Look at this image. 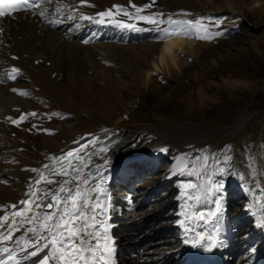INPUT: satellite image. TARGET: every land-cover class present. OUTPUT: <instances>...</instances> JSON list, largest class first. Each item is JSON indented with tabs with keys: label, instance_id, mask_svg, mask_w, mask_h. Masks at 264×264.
<instances>
[{
	"label": "bare ground",
	"instance_id": "obj_1",
	"mask_svg": "<svg viewBox=\"0 0 264 264\" xmlns=\"http://www.w3.org/2000/svg\"><path fill=\"white\" fill-rule=\"evenodd\" d=\"M141 1L134 0V2L139 3ZM205 1L209 3L213 2L215 5L225 1L228 4V8L240 9L244 16H250L253 10H256L255 12L259 14V17H264V0ZM88 2L95 5V7L85 6L75 11L80 4V0H53L52 4L48 6L49 13H53L57 6L67 5L68 7L64 10L65 15L71 9L75 11L77 18L83 13L99 19L97 13L106 11L108 6L105 4V0H88ZM111 2L113 3V1ZM70 4L73 5L70 6ZM115 17H106L103 24L90 20L62 19L61 23L50 25L47 22V18L41 19L39 16L32 15L31 11H29L16 13L15 18L0 19V28L3 29V32L0 33V67H4L6 72L13 67L18 68L20 73L17 75L21 77L20 74H22V77L26 80L24 82L25 86H12V84H5L8 82H0V137L13 141L14 144L10 152L17 156L23 165V169H14L15 167H13V170H9V172L14 171V173H17L19 178H23V190L22 192H18L17 190H13L22 186L19 184L18 177L11 178L10 175H7L4 169L6 166L0 162V181H6L0 182V198L6 200V203L8 202L6 206L0 205V209L6 208L7 212L10 213L12 209L8 207L9 204L17 205V208L20 210L25 207L20 202L29 199L27 195L29 182L37 178L36 173L26 169H41L44 164L52 163L48 157L63 156L69 151L80 148L91 139L99 137L97 145L108 147V152L105 155H108L109 159L114 160L117 157H122L120 160L121 165L118 164V167L107 176L106 185L111 197L110 203L112 207L108 222L112 226L110 235L115 241V264H264V229L256 227V217L252 214L253 211L257 212V214L260 213V205L264 204V200L256 203L250 210L248 207L251 204L250 199H245L242 193L235 190V192L232 191V196L228 197L226 194L227 187L224 186V182L218 181L217 183L223 185L222 215L219 222V238L223 241V245L214 248L211 252L205 251L201 247L192 246L191 243L186 244L184 242L186 238L185 233H174L173 228L176 226L174 222H171L172 214L168 211L172 206L176 205L177 201L172 199L168 206L158 211H150L151 209L147 208L148 198L161 196V190L165 184V180L154 176L158 174L157 167L155 168L154 164L150 163L151 165H149V163H146L153 160L159 163L160 159L157 156L159 153H152L151 157L146 158L145 156H140V153L136 156H125L126 152L120 151L127 145V141L129 142L133 137L140 136V133L144 131H154L158 135V131H167V135L159 136L162 139L168 136L167 139L170 140L173 135H178L180 131L187 130L194 131L195 133L192 135L197 138L208 128L207 132L214 131L215 133H219V135L221 132H237L236 134L240 132L241 135H237V141L242 145L246 143L249 146L250 142H252L249 140L250 138L261 137L262 140L264 138V117H260L258 113L240 112L238 109H229L223 114H216L215 117L219 123L217 125L212 124L213 126L211 127L206 126L205 128L193 120L188 121V126L187 122L171 123L169 119L171 113L169 115L168 112V114L165 113L162 117L160 125L150 123L151 120L150 122L147 121V110L154 112L159 107L164 106L163 108L171 109L174 112H179L183 109L192 116L195 114V110L210 103L221 90L229 92L241 87L252 88L255 84L256 72L264 65V45L262 50L260 45L252 41L253 34L259 26L254 21L247 20V30L242 37L234 39V73L226 75L230 79H226L221 75L223 78L219 81L224 82V87L212 88L208 81L205 82V77L207 74H210L211 69L219 68L220 64L218 60H222L230 55V47H215L207 53L202 54L203 45H201L200 39L175 37L163 40V33L160 32L156 33L152 38L151 35H141V33L137 35L136 33L134 34L135 39H139L141 45L132 46L130 52L125 53L124 57L120 53V50L122 51L123 49L124 51L125 46L117 47L114 44L109 45L106 41L113 34L117 33L118 29L119 32L123 31L125 33L124 28L117 27V23L110 22ZM97 35H99V38H96ZM120 36L122 37L123 35L120 34ZM144 37L150 40L144 41ZM94 41L100 43L89 44ZM255 49L259 52L258 55ZM93 50L99 52L103 50L104 55L106 54L107 58L115 62L114 67H117V73L120 72L119 68L125 64L129 72L127 74L128 79H114L106 73V70H102L98 62L94 60ZM221 52H224V54H221ZM13 57L17 59H13ZM215 57H218V60ZM243 59L247 60L245 64H241L240 60ZM190 60H194L192 65ZM90 70L92 71L91 75L88 74ZM162 74L173 77L178 82L182 81L180 79L182 76L185 79L192 78L193 83L188 82L185 87L181 88H172V86L164 85L155 86V93L162 94L168 98L166 104L162 101L150 104V102L144 100L147 94L145 92L141 93V104L145 110L143 108L134 110L130 114V121L123 120L121 114L114 117L113 113L117 107L111 108L104 100V97H96L98 93L92 94L93 97L90 101L85 99L84 92L90 91V83L89 86L87 83L93 75H99L108 79V82H111V85L109 84V92L106 94L108 97L109 95H116L119 104L122 100L119 94H129V100L131 101L128 102V105H132L133 99L137 97V91L141 92L142 88H151L157 79L156 77ZM23 78L21 79L22 81ZM61 78L64 81H69L77 88L78 93L76 95L80 97L81 102L75 97L74 90H70L68 86H64V83H61ZM0 81H2L1 74ZM131 83L136 87H131L133 85ZM30 87H37L45 92L55 102V106L61 111V114L51 115L46 111V106H39L40 103L28 94ZM14 88L27 93V95L13 92L12 89ZM96 99L98 103L93 105ZM88 106L93 107V110L89 113L86 112ZM32 112L37 113V116H27L19 126L14 125L8 119V117L18 119L21 115ZM41 121L54 123L66 132H70V129L76 123H79L85 128L87 137L85 139L77 136L74 137L75 143L69 151L62 150L59 147L60 145H53V150H50L47 147L48 139L41 135L32 125V122L38 123ZM108 121L113 122L115 127L108 128L106 126V122ZM250 121H252L250 123V132L252 133L249 134L250 132H248L246 134L243 129ZM105 129L108 131L105 132ZM249 135L251 137H248ZM252 135L255 137H252ZM123 136L124 138H122ZM184 142L185 140L179 142L177 145H182ZM162 143L161 141L157 146H161ZM150 146L149 143L146 144L143 150L147 152ZM89 148H92V146L89 145ZM180 148H174L172 152L173 157L179 160L184 157L180 152ZM247 154L248 156L246 157L252 160V162L249 161L250 166L248 165L250 171L254 175L264 178V165L260 162V151L258 148L253 149ZM5 157L3 149L0 148V161H3ZM241 160L240 158L236 161L239 162ZM132 164H138L140 167L139 173L130 169L135 166ZM239 164H241V167L242 165L243 167L245 166L244 162ZM92 171H94L93 168ZM159 173L161 174V172ZM235 175L238 174L235 173ZM8 176L11 179L9 181H7L9 179ZM132 179L135 180V183L139 182V184L133 183ZM136 179L139 180L136 181ZM194 183L200 186L199 182ZM40 187L54 189L55 185L47 186L41 184ZM119 192L122 193L121 197L117 195ZM18 196L21 198H18ZM132 198H135V200H132ZM211 206L212 204L209 207ZM213 206L215 207L214 203ZM4 214V211H0V215ZM129 216L131 218H128ZM157 221L164 223L162 226H159L156 224ZM212 228V224H201L195 230L206 232ZM22 233L23 229L21 232L15 234L14 239L18 238ZM189 235L194 236L195 232ZM0 246L12 247L13 244L9 243ZM43 255L44 253H41L40 257ZM38 258L25 261L24 264H36Z\"/></svg>",
	"mask_w": 264,
	"mask_h": 264
},
{
	"label": "rangeland",
	"instance_id": "obj_2",
	"mask_svg": "<svg viewBox=\"0 0 264 264\" xmlns=\"http://www.w3.org/2000/svg\"><path fill=\"white\" fill-rule=\"evenodd\" d=\"M111 1H113V3ZM130 3L135 4L138 7L145 8V10L142 13H140V15L155 16L157 14H162V16H159L158 18L162 19L164 21V23L159 24V25L149 24V23H146L144 21H138V20H134V19L130 20L128 17H126L122 14L118 15V18H119L121 23L135 24L134 30L135 31L137 30L135 32L133 29H127L126 30V28H124L125 33H123V31L119 32L118 31L119 29H118L117 33L113 34L112 37H110L109 39L106 40L107 44H109V45L114 44V46H117V47H121V46L124 47L125 46L124 51H123V49H122V51L120 50V53H122L123 56L125 55V53L130 52L132 46L135 47L136 45L137 46L141 45L139 39H135L136 37L134 36V34H136V33H137V35H140V33H141V35H144V34L151 35V38H152V37H154V35L156 33H159V32L163 33L162 32L163 29H169L170 30V29H174L177 27H184L182 25H169L167 22L169 17H171L172 20H178V21H195L196 19H200L205 23V25H208L209 18H211L212 20L222 21L219 28L213 27L211 25H208V28H209V31H211V32L219 31V32H222L223 35L216 37L214 39H211V40H201L200 39L201 45H203V48L201 50L202 54L207 53L208 51H210L211 49H213L215 47H220V48L230 47V50H231L230 55L226 56L222 60H218V57L217 58L215 57V59L218 60V62L220 64L219 68L211 69L212 70V71H210L211 75L207 74V76L205 77V82L208 81L209 85L212 88L213 87H219V86L224 87V82L219 81V80L223 77L226 79H230V78H227L226 75L228 73H234V59H235L234 58V39H238V38L242 37L244 32L247 30L248 26L246 25V23H247L248 19L254 21L256 23V25L259 26V28L256 30V32L253 34L252 41H255L258 45H260V48L263 50V45H264V17H259V14L257 12H255L256 10H253V12H252L253 16H252V14H250V16H246V15L244 16L243 12L240 11V9L228 8V4L225 1L219 2L217 5H215L213 2L209 3L205 0H170V1L155 0L154 4H153V0H142L140 3L134 2V0H105V4L108 5L107 7H111L114 11H115V9L113 8V5H120L124 8H126L129 12H132L133 14H135V9L130 7ZM149 4H151L152 6L151 7H145L146 5H149ZM72 5L73 4H70V6H72ZM78 19L79 18H76L75 20H78ZM117 27H119V26H117ZM129 33L131 34V36ZM120 34L123 36L121 37ZM125 34H126V36H125ZM116 35H117V37H116ZM96 38H99V35H97ZM122 38H123V40H122ZM143 40L148 41L150 39H147V37H144ZM106 41L104 40L105 43H106ZM121 41H122V43H121ZM96 43H100V42L94 41V42H91L89 44H96ZM255 51H256V54L258 55L259 52L256 49H255ZM92 52L94 54V60H96L98 62V65L100 66V68L102 70H106L107 74L112 76L114 79H116V78L128 79L127 74L129 72H128V69L126 68L125 64H123L119 68L120 69V72H119L120 74H119L116 72L117 67H114L115 62L110 60L109 58H107L106 57L107 55L106 54L104 55L103 50H102V52H99L96 50H93ZM101 53H102V55H101ZM122 54H121V56H122ZM221 54H224V52H221ZM193 61L194 60H190L191 65H192ZM240 61H241V64H245L247 60L243 59ZM9 70H11V69H9ZM9 70H8V72H10ZM8 72H6L4 67H0V74L2 75V81H3L2 83L8 82L5 84H12V86L13 85L14 86H20V85L25 86L24 82H26V80H24V78L22 77V74H20V76L23 78V81L21 80L22 78L19 77V75H17V77L15 76L14 80H11V79L7 78ZM88 74L91 75L92 71L91 70L88 71ZM107 74H106V76H108ZM256 74L257 75L255 76L256 77L255 84L252 88L241 87L235 91L234 90L229 91L230 93L225 91V90H221L220 92H218V95L210 103H208L204 107H201V108L195 110V114L192 116H190L183 109L180 110L179 112L178 111L174 112L173 110L168 109V108L165 109V108H163L164 106H162V107H159L158 110L154 111V112L147 110V113H148L147 114L148 115L147 121L150 122V120H151L150 123H153L154 125H160V123L162 121V117L164 116L165 113L168 112L169 115L171 113V115L169 116L171 123H185V122H187V126H188V124H189L188 121L193 120L205 128L206 126L211 127L213 125H217V123H219V121L215 117L216 114H223L224 112L228 111L229 109H238L240 112L258 113L259 116L263 118L264 117V65H262L261 69L259 71H257ZM156 78L157 79L152 84L151 88H149V89L142 88L141 92L137 91V93H136L137 97H135L133 99V104L128 105V102L131 101V100H129L130 99L129 94H121L120 93L119 95L121 96L122 100H121V103L119 102V104H118L116 95L115 96L109 95V97L106 95L109 92L108 91L109 90V84L111 85V82H108V79H105L99 75H93L92 78L90 79V81L87 83L88 86L90 83V91L87 92L85 90L86 91V92H84L85 99L90 101L91 98L93 97L92 94L98 93V95L96 97H100V98L104 97L105 98L104 100L107 102V104L111 108L117 107V109L113 113L114 117L121 114L123 117V120L130 121V114L134 110H140L143 108L142 104H141V102H142L141 93L145 92L147 94V97L144 98V100H147L148 102H150V104L158 103L159 101H162L163 103L166 104V102H168V98L163 96L162 94L155 93L154 92L156 90L155 86L164 85V86H172V88L173 87L181 88V87H185V85L188 82L193 83L192 78L185 79L183 76L180 78L182 81H179V82L177 80H175V78L168 77V76L163 75V74L156 77ZM61 80H62L61 83H64V86H68L70 88V90L71 89L74 90L73 93L75 94V97L77 98L78 101L81 102L80 97L78 95H76L78 93V91L76 90L77 88L74 85H72L69 81H67V80L64 81L62 78H61ZM131 84H133V83H131ZM131 87H136V86L133 84V85H131ZM28 90H29L28 94L31 95L34 99H36V101H38L40 103L39 106H41V107H42V105L46 106V111H48L49 114H51V115L53 113H56V114L60 113L61 114V111H59V109H57V107L55 106V102L52 99H50V97L48 95H46L45 92H43L42 90H40L37 87H30V89H28ZM92 91H93V93H92ZM94 102H93V105L97 104L98 103L97 99L94 100ZM88 107H87L88 109L86 108V112L89 113L93 110L92 109L93 107H91V106H88ZM143 109L145 110V108H143ZM255 121H254V123H255ZM250 123H252V121L248 122L247 123L248 125L243 129V130H245L244 133L246 132V134L251 131V129H250L251 124ZM32 125L33 126L35 125V128L37 129V131H39V133L41 135H43L45 138L48 139L49 142L47 143V147L50 150H53L52 149L53 145H55V146L60 145L59 147H61L62 150L69 151L71 146H73L75 143V141L73 139L74 137L77 136V137H80L81 139H85L87 137L85 128H83V126L79 123H76L74 125V127L70 129V132L63 131L56 124L50 123V122H44V121H41L38 123L32 122ZM106 126L108 128H114L115 127L113 122H110V121L106 122ZM44 130H48V132H45ZM208 130L209 129L206 128V130L203 131L204 133H202V135L200 137L197 136V138H195V136L192 135L195 133L194 131H191V130H187V131H183V132L180 131V133L178 135H173L172 139H170V140L167 139L168 136L164 137L163 139L161 138V136H159V135H167V131H158L159 135L154 131H144V132L140 133L141 137L140 136H136V138L133 137V139H131V141L130 140H129V142L127 141L128 146L126 145L120 150L121 152H124V151L126 152L125 156H127V155L136 156L137 154L140 153V156H145L146 158L151 157L152 153H156V154H157V152L159 153V154H157L158 158L160 159L159 163H157L154 160L150 161V162H146V163H149V165L154 164V167L155 168L157 167V173L158 174H155L154 176L156 178L158 177V178H162L163 180H165V184H164L163 189L161 190V196L154 197V198H148L147 208L151 209L150 211H154V210L158 211V210L168 206L172 199L174 201H177L178 204L175 203L176 205L172 206L170 208V210L168 211L170 214H172L171 222H174V224L176 226V227L174 226L175 228H173L174 233L184 234L183 228H181L179 225V221L181 219H183V217L179 215V213L182 211L181 206L186 205L188 203V202H186L185 199L180 198L181 186L184 184H188V183L195 184L194 182H197V183L199 182L200 186H212V187H214L218 181L219 182L221 181V182H224V184H225L224 186L227 187L226 194L228 195V197L232 196L231 195V194H233L232 191L235 190L236 192L242 193V196L245 199H247V200L250 199L249 201L254 206L256 205V203H258L257 202L258 200L260 202H261V200L262 201L264 200V184H263L264 178L258 177L257 175H254L250 171V169H249L250 164L249 163L252 162V160H249L248 159L249 157L248 158L246 157V156H248L247 153H249L253 149L258 148V150L260 151V162L263 163V165H264V158H263L264 155H262V154H264V138L262 140H261V137H256L257 139L256 138H252V139L250 138L249 140H251L252 142H250V144H249L250 147H249L246 143L244 145H242L237 141V135H239V134L241 135L240 132H239V134H236L237 132L236 133L235 132L234 133L233 132H231V133L221 132V134H220L221 136H220L219 133H215L214 131L213 132H207ZM49 132L51 134H48ZM251 133L252 132H250L249 134H251ZM246 134H244V135H246ZM120 137H119V140H120ZM248 137H251V135H249ZM252 137H255V136L252 135ZM0 138H1L0 139V148L3 149L4 155L6 156L4 158V160L3 161L1 160L0 162L2 163V165L6 166L4 168L5 173L7 175H10L11 178L12 177H18L19 184L22 185V186L18 187L17 189L14 188L13 190L14 191L17 190L18 192L19 191L22 192V190H23V178H19V176H17V173H14V171L9 172V170H13V167H15L14 169H16V168L17 169H23L22 161L17 156H15L13 153L10 152L11 151L10 149H12V146L14 144L13 141H11V139H8V138H3V137H0ZM122 138H124V136ZM183 140H185V142L182 145H177L179 142H181ZM161 141L163 142L162 145L157 146ZM113 143H114V141H113ZM148 143L151 146L149 149H147V152H146L145 150H143V148ZM100 147H101V145L100 146L96 145L95 149L94 148H88V150H89V152H96V151H98V149ZM174 148H180V152L184 156L183 162L187 163L189 165V169H195V172L197 174H195L193 176H188L187 174H185V175L177 174L175 176L172 175L173 171H176L178 165L181 163V160L173 157L172 152H173ZM162 149H167V151L166 152L162 151ZM102 156H105L108 160V164H107L106 168L104 169V175L107 177L110 172H112L113 170H115L118 167L117 165L120 164V160L122 157H117L114 160H111L108 158V155H105V153H101L99 156H95V155L93 156V160H94L93 165H95L96 163L102 164L104 162L101 159ZM240 158L242 159L241 161L245 163L244 167H243V165H242V167L240 166L241 164H239V163H242L241 161H239V162L236 161ZM205 159H207V167L206 168L203 166ZM132 165H135V166H133L130 169H132L134 172L139 173L140 167L138 166V164H132ZM93 169H94L93 172H95L96 169L94 166H93ZM247 171H249V172H247ZM159 172H161V174ZM235 173L238 175H235ZM242 173H243V175H242ZM10 176H8L9 179L6 178L7 181L11 180ZM119 176H120V173H119ZM245 176H247V177H245ZM192 179H194V181H192ZM138 180L139 179H136V181H138ZM132 181H133V183H135V180L132 179ZM238 182H239V184H238ZM243 183H245L246 185L245 184L243 185ZM135 184H139V182H136ZM249 184H250V186H249ZM248 186H249V188H248ZM247 193H249V194H247ZM121 194H122L121 192L117 193V195H120V197H121ZM193 194H195V193L193 192ZM18 195H20V194H18ZM18 198H21V197L18 196ZM18 198H16V199H18ZM216 198H217L216 196L209 195L205 199H203L199 203L198 206L193 201L191 203L194 206L192 208L188 209V211L189 212H191V211H203V212L204 211H207V212L214 211L215 207L213 206V201ZM137 199H139V198H137ZM132 200H135V198H132ZM9 201H11V200H9ZM7 203H6V200H4V199L2 200L0 198V205L6 206ZM210 204H212L211 207H209ZM128 218H131V216H129ZM163 223L164 222L157 221L156 224L159 226L160 225L162 226ZM193 223H195V221H193Z\"/></svg>",
	"mask_w": 264,
	"mask_h": 264
},
{
	"label": "snow or ice",
	"instance_id": "obj_3",
	"mask_svg": "<svg viewBox=\"0 0 264 264\" xmlns=\"http://www.w3.org/2000/svg\"><path fill=\"white\" fill-rule=\"evenodd\" d=\"M52 2L53 0H0V19L15 18L16 13L31 11L34 16H39L41 19L47 18L50 25H57L61 23L62 19H76L75 11L81 7H95L88 0H80L75 11L69 9L67 15L64 11L68 7L67 5L55 7L54 12L50 14L48 6ZM154 3L155 0H153ZM151 6L149 4L145 7ZM130 7L135 9V14L120 5H113L115 13L112 9L101 11L97 13L99 19L81 13L79 19L103 24L106 17L112 18L122 14L130 20L156 25L164 23L162 19L158 18L162 14L140 15L145 8L131 3ZM110 22L117 23L122 28L135 29V24L120 23L114 19ZM167 22L169 25L184 27L171 30L163 29V40L175 37L211 40L223 35L219 31L211 32L208 28V25L219 28L222 23L220 20L209 18L208 25H205L200 19L178 21L169 17ZM2 32L3 29L0 28V33ZM13 59L17 58L13 57ZM19 73L20 70L13 67L8 72L7 78L14 80ZM12 91L20 95H27L15 88ZM52 115L58 114L53 113ZM27 116L36 117L37 113L23 114L18 119L12 117H8V119L14 125L19 126ZM44 131L48 132V130ZM98 141L99 137H95L80 148L69 151L63 156L48 157L52 163L44 164L41 169H26L36 173L37 178L29 182L27 193L29 199L20 202L25 207L20 210L15 204L9 205L8 207L12 209L10 213L6 208L0 209L5 212L4 215H0V245L13 244L12 247L0 246V257H3L0 258V264H24L25 261L38 257L36 264H115V241L110 235L112 226L108 222L112 207L111 197L106 186L107 177L104 175L108 160L102 156L101 159L104 162L93 165V156H99L101 153L106 154L108 147H100L96 152L88 151L89 145L95 149ZM162 151L166 152L167 149H162ZM183 160L182 157L181 163L172 175L193 176L197 174L195 169H189V165ZM93 166L96 169L95 172L92 171ZM203 166L207 167V159L204 160ZM41 184L55 185V188H41ZM222 189L221 183H217L214 187L198 186L193 183L181 186L180 198L188 202L181 206L182 211L179 213L183 217L179 221V225L184 230L186 244L191 243L192 246L201 247L209 252L223 245V241L219 238ZM209 195L217 197L213 201L214 211H188L193 207L191 202L194 201L198 206ZM248 207L251 210L254 205L249 204ZM260 208L259 214L255 211L252 214L256 217V227L264 229V204H261ZM201 224H212L213 228L206 232L196 231L195 229ZM22 229L23 233L14 239L15 234L21 232ZM193 232H195L194 236L189 235ZM41 253H44L42 257H40Z\"/></svg>",
	"mask_w": 264,
	"mask_h": 264
}]
</instances>
